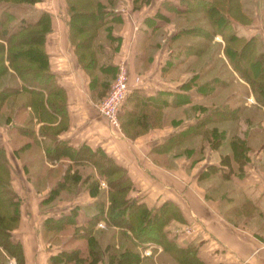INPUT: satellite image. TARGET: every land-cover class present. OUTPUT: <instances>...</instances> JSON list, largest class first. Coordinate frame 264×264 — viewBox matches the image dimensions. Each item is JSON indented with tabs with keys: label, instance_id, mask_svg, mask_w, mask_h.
<instances>
[{
	"label": "crops",
	"instance_id": "1",
	"mask_svg": "<svg viewBox=\"0 0 264 264\" xmlns=\"http://www.w3.org/2000/svg\"><path fill=\"white\" fill-rule=\"evenodd\" d=\"M45 1L47 3L41 2L44 4L40 5V9L50 13L51 25L44 38L43 47L48 55V69L54 75L57 85L65 92L67 114L65 127L56 132L53 144L61 140L72 148L86 145L92 150L98 149L112 157L117 165L126 170L132 181L133 189L129 191L128 197L143 202L150 210L158 207L163 201H169L180 215L169 220L164 226L167 238L173 239L175 244L182 248L192 241L197 246L196 257L202 263L264 264V116L259 119L241 116L234 121V124H241L239 130L224 134L217 149H212L206 142L207 145L202 147L201 153L200 146L204 145V141L197 137L196 148L199 156L196 161L192 160L191 150L189 156L184 154L176 156L173 151L161 154L154 152L156 145L175 131L184 130L188 125L195 123L196 118L188 119L175 110L186 108L191 102L196 103L203 99L202 93L194 87L188 88L186 84L190 79L188 76L191 77L197 72V67L188 70L184 63L175 68L167 64L169 52L173 50L176 42H180L178 39L172 42L170 40L181 27L185 26L176 22V15L171 12H167L168 19L161 17L158 4L141 5L130 10L124 9L125 6L129 7L130 0L117 3L118 6L122 3L127 5L125 4L123 9H115V12L121 13L112 14L113 19L107 22V33L95 40L106 53L110 52L111 46L117 45V49L111 52L110 59L115 68L111 73L108 68L110 66L105 62V58L101 57L97 73L99 79L95 78V82H92L77 64L73 47L67 39L64 0ZM110 9L112 7H106V11H111ZM193 59L195 61L197 57H190L188 62ZM119 65H124L129 74V91L122 104V110H119L120 114L131 106L130 98L134 91L141 97H154L159 92H164L168 101H171L173 95H178L177 98L181 101L177 109L172 110L168 106L164 108L168 114L162 126L150 128L135 138L126 136L119 126L110 125L96 109L97 102L107 92L112 75ZM209 73L210 76L216 74L212 68L206 75ZM135 77H139V81H135ZM15 81L20 84L17 78ZM233 95L230 92L226 97L229 98L227 100L229 106L235 104L234 98L230 100ZM25 96V100L18 106L17 121L14 118L16 107L4 114L10 116L6 125H21L26 119L31 118L32 112L28 107L20 108L27 100L26 93ZM247 103L244 111H248V106H252L264 113L263 108L256 106L255 100ZM59 120L60 118L51 125L57 124ZM33 123L37 133L42 122H35L33 119ZM218 123L220 122L215 124ZM10 126L3 128L0 126L2 141L0 146L3 147L10 164L11 184L19 197L22 189H26L28 195H32L28 189L30 182L26 178L25 169L15 154L13 156L10 152L12 149L9 145L13 139L14 143H19V147L30 138L14 130L11 133ZM233 135L243 138L248 145L245 164L239 167L233 163L227 176L219 172L223 171L221 168L214 173H207L206 167L210 164L225 170L226 166L218 164L220 154L230 153L229 139ZM43 137L38 136L41 145L44 143ZM23 138L25 141L20 143ZM225 139L227 146L222 142ZM52 140L49 142L51 145ZM37 152H42V149H37ZM22 155L27 158V154ZM68 160L67 157L59 155L53 160L44 159L43 173L52 175L58 173L60 176L66 169ZM100 184L106 186L104 181ZM81 194L83 195L67 201V207L57 215L40 213L37 209L38 202L34 203L30 197L31 209L20 211L18 224L10 231L12 239L20 243L23 264H49L51 256L63 248H73L80 239H83L86 229L84 223L91 216V203L95 197L88 191ZM73 206H77V210L72 225L68 224L65 228H60L61 230L59 228L48 230L42 227L46 217L52 216L57 219L61 215L69 214ZM103 227L104 221L99 220L92 230ZM67 228L73 229L74 240L71 238L72 231L66 234ZM111 231L118 233L119 230L115 228ZM56 234L64 239L55 240L57 242L52 244L46 243L48 236L55 238ZM151 243L152 249L161 248L160 244ZM106 254V251H102L104 259L96 264H107ZM0 264H15V260L7 256L1 248Z\"/></svg>",
	"mask_w": 264,
	"mask_h": 264
},
{
	"label": "trees",
	"instance_id": "2",
	"mask_svg": "<svg viewBox=\"0 0 264 264\" xmlns=\"http://www.w3.org/2000/svg\"><path fill=\"white\" fill-rule=\"evenodd\" d=\"M2 1L7 0H0ZM41 1L43 0H8L9 3L23 4L24 2L29 5ZM177 2L178 0H165L158 9L159 14L165 10L166 14L171 12L178 16L190 15L186 19L185 17L176 18V22L185 27H181L170 40L172 42L178 39L180 42H176L173 50L169 52L167 59L169 67L175 68L184 63L186 69L194 70V59L189 62L188 59L203 55L212 37L220 34L224 42L222 51L225 61L233 76L235 74L249 86L256 106L264 109V47L255 37L238 36L231 28L232 21H237L240 17V21L249 22L247 16L243 15L239 9V0H181L182 5H178ZM64 4L68 27L67 39L73 47L77 64L87 73L92 82L99 79L97 73L101 57L105 58L112 73L115 67L110 60L111 52L117 49V45L111 46L110 52L106 53L95 42L99 36L107 33V22L114 17L112 9L106 11L110 0H64ZM33 15L35 18L17 19L10 11L0 8V54L6 51L8 56L18 61L16 64L10 63V66L0 63V76L5 72L11 76V79L17 78L20 81V84L6 85L0 89V103L9 99L4 101L5 97L17 95L23 91L27 94V100L20 108L28 107L32 112L31 118L26 119L21 125L12 127V130L26 134L30 138L14 150L18 156L30 153L26 159L22 157L24 159L22 166L26 170L30 167L36 168V175L43 173L41 171L45 168L44 159L53 160L58 155L69 159L66 169L52 184L42 204L50 203L56 198L63 199L56 196L61 192L71 191L77 184L79 187L83 186V189L95 197L91 203V216L84 223L86 229L83 239H80L73 248H63L51 256L49 264H96L104 259L102 251L107 252L105 257L107 264H141L143 257L140 251L148 244H152L151 242L162 245L164 252L179 264H204L196 257L195 245L190 244L182 248L178 247L173 239L167 238L164 226L169 220L178 218L180 215L169 201H163L158 207L150 210L143 202L128 197L129 191L133 189L132 181L126 170L117 165L112 157L98 149L92 150L86 145L72 148L61 140L53 144L56 132L65 127L67 117L65 92L57 85L54 75L48 69V55L43 47L44 38L50 31L51 15L46 11ZM83 20L87 23H82ZM99 50L100 53H98ZM210 59L211 57L199 65L197 72L191 75L186 84L188 88L194 87L211 102L217 91L225 89L228 82L217 74L202 80V77L212 68ZM241 63H245V66H241ZM164 68L167 69V66ZM115 73L116 71L112 79ZM177 96L173 95L171 101H168L164 92H159L154 97H141L137 91H134L130 98L131 106L122 114L118 112L119 128L126 136L135 138L150 128L162 126L168 114L165 113L164 108L168 106L173 110L180 106L181 101ZM187 99L190 103L189 95ZM227 104L224 100L218 105L210 103L201 117H195V123L184 130L175 131L156 145L154 152L168 153L193 137H199L202 141L208 140L211 148L217 149L221 142L220 138L225 132L218 131L214 123L236 122L244 108L237 105L229 109ZM196 108V105L191 103L186 108L180 109L184 114L181 112L179 114L187 117V111L191 113L187 118L193 117ZM200 108L198 106V109ZM17 113H19V107L14 116ZM58 118H60L59 122L51 125ZM9 119V115H4L5 121ZM33 119L35 122H42L37 133L34 130ZM38 136L46 137H43L42 145ZM51 140L52 145L49 144ZM229 146L230 153L220 154L218 163L220 166H226L225 170L210 164L206 167L207 173H214L221 168L223 171L219 172L227 176L233 163L239 167L245 164L247 161L245 152L248 145L244 139L233 135L229 139ZM37 149H42V152L38 153ZM11 173L5 151L0 146V248L7 256L15 260V264H23L20 243L14 241L10 233L17 226L20 217V197L12 187ZM100 179L106 184L101 191L98 189ZM76 210L77 206H73L69 214L61 215L57 219L51 216L46 217L42 227L50 230L72 225ZM99 220L104 221V227L92 230ZM115 228L119 230L118 233L111 231ZM152 228L156 229L155 235L150 234ZM71 238L73 240L75 238L73 231Z\"/></svg>",
	"mask_w": 264,
	"mask_h": 264
},
{
	"label": "rangeland",
	"instance_id": "3",
	"mask_svg": "<svg viewBox=\"0 0 264 264\" xmlns=\"http://www.w3.org/2000/svg\"><path fill=\"white\" fill-rule=\"evenodd\" d=\"M43 1L46 2L45 0H43ZM43 1H41V2H43ZM121 1L126 2L127 0H110V4L108 5V7H112L113 14L117 13L115 15H119L121 13V11L115 12L116 11L115 9H123L125 4L127 5V3H125V4L122 3L120 6H118L117 3L121 2ZM130 1H131V3L129 4V7L127 8V6H125L126 8H124V9L132 10V8H135V7H138L141 5L147 6L150 4H153V5L158 4L157 6L159 7L163 4L162 2L165 0H130ZM174 1H176V0H174ZM41 2L29 5V4H26L24 2H22L23 4L9 3L7 0V1L0 2V8H5L6 10L10 11L11 13L14 14L15 17H17V19H27L29 17L35 18L33 14L40 12L41 11L40 5L44 4ZM177 3H178V5H182L181 0H178ZM239 9L243 15L247 16V19H249V22L246 23V22L240 21L241 17L237 21L233 20L231 23L232 30L238 36H243L245 38L255 37L257 39V41L264 47V0H239ZM236 13H237V10H236ZM188 16L190 17V15H187V16L176 15V18H178V17L184 18L185 17V19H186V17H188ZM161 17L168 19V16H167L165 10H164V12H162ZM82 23H87V22H85V20H83ZM198 23H199V21H198ZM223 45H224V42H223V39L220 36V34L214 35L212 37V41L210 42L207 51L203 55H201L200 57H197V59L194 61L195 67L198 68L202 62L204 63L207 59H209L211 57L210 63L212 62L213 73L214 74L216 73L220 77L225 78L226 82H228L226 88L218 90L217 94L212 98L214 105L220 104L223 100L227 101L229 98H226V97L231 92L234 95L232 97H230V100L232 101L234 98L235 104L229 106V109H232L233 107H235L237 105H241L244 108H246V106L248 105L247 101L252 102V101H249L250 97H252V99L255 100L254 96L252 95L251 91L249 90V86L247 84H245V82L243 80H241L235 74L233 76V73L231 72L229 65L225 61V57H224V54L222 51ZM8 55L9 54L6 51L4 53L0 54V63H2L3 65H6V66H10V63L16 64L18 62L16 58H11V56H8ZM241 66L244 67L245 63H241ZM182 67H184V66H182ZM0 69H1V67H0ZM208 77H210V73H209V75L205 74L202 77V80L207 79ZM189 78L190 77L188 76V79ZM15 84H16L15 79H11V76L8 74H5V72H4V75L0 76V89L3 86L15 85ZM25 97H26L25 93H18L17 95H11V96L5 97L3 99L4 101L7 100L8 98L9 99L5 102L2 101L0 103V126L2 128L10 126V125H6L7 121L4 120V114L6 112H10L11 110H14L15 107L18 108L19 103H21V101H24ZM207 99L208 98H205L203 95L202 101L194 103L197 108H196V110H194L193 117H189L188 119L199 117V116L203 115V112H205V110L208 109V106L211 103L210 100H207ZM191 103H193V102H191ZM223 103L226 104V102H223ZM198 106H200L201 108L198 109ZM227 106H228V104H227ZM244 108L242 109V112H241L242 117L243 116H246V117L250 116L251 119H259L260 117L264 116V113L255 107L248 106V109H249L248 111L247 110L244 111ZM175 111L181 112L182 114H184L182 112L183 110H175ZM176 112H172V113H176ZM186 114L188 117L189 114H191V113H189V112L187 113V111H186ZM14 118H15V121H17L18 120V114ZM14 125H16V124H12L10 126L11 127V129H10L11 133H13L12 127ZM215 125H217L218 131L225 132V135H226V133H232L233 131H235V129H236V131H238L239 130L238 127H241L240 123L234 124V121H222V122L215 124ZM6 130H7V133H9L8 128ZM23 139L24 140H22L20 143L25 141V138H23ZM197 141H198L197 137L190 138L189 140H186L184 143H182L179 147L175 148L173 150V153H175L176 156H179V154H181V155L184 154V155L189 156L191 151H193L192 160L195 159L194 161H196L198 159V156H199L198 148H196ZM206 142L210 143L208 140L204 141V145L200 146V152L201 153H202V147H205L207 145ZM222 142H224V145L227 146V140L226 139ZM0 143H2L1 140H0ZM9 145L12 149V151H10V152H12L13 156L15 154L17 159H19L20 163L22 164V161H24V159H22V157L23 158H25V157L23 155L18 156V154L14 150V149L18 148L19 143L18 142L14 143L13 139H11ZM189 150H191V151H189ZM26 157H28V154ZM35 169L36 168H34V167L33 168L30 167L28 170L25 169L26 170V172H25L26 178L30 182V186L28 187V189L30 190L32 195H28V192L26 189L21 190V196H20V200H19V212L22 210L28 211L31 209V207H32V205L30 204V197H31L34 203L38 202L37 203V209H38V211H40V213L46 214V215H49V214L50 215H57L58 213H62V211L65 209V207H67V205H68L67 201H70L71 199L75 198L76 196L83 195V194H81L82 192H86V190L83 189V186L79 187V184H77V186L74 187L71 191L63 192V193L61 192L60 194H58L56 196V197H63V199L55 197L56 199H54L50 203H43L42 204L44 196L47 197L49 189L51 188L52 184L60 176L58 173H55L54 175H52L51 173H47V172L41 173L42 175L39 176V175H36L37 172ZM29 171H34L36 173H32ZM43 171L44 170L42 168L41 172H43ZM27 172L31 173V174H28ZM39 179H42V180H39ZM102 181H103L102 179L99 180V182H102ZM101 184L99 186L100 188H98L100 191H101V189H104V186H102ZM101 195H103V194H101ZM155 230H156L155 228L150 229V234L155 235L156 234ZM71 231H73L72 228L71 229L67 228L66 234H68ZM62 233H63V231L61 232V234ZM56 235H54L55 238H52L51 236L47 235L48 237L46 238L47 239L46 243L52 244V242H55V243L57 242L55 240L60 241V239H62V240L64 239L63 237H59L58 234H56ZM190 244L194 245V243L191 241V243L187 244L186 246H188ZM160 247L161 248L152 249L151 245L148 244L145 249H142L140 251L141 257H143L141 264H157V263L158 264H179L170 255H168L166 252H164V250L162 249V245H160ZM196 248H197V246H196ZM146 251H148V254H145Z\"/></svg>",
	"mask_w": 264,
	"mask_h": 264
},
{
	"label": "built area",
	"instance_id": "4",
	"mask_svg": "<svg viewBox=\"0 0 264 264\" xmlns=\"http://www.w3.org/2000/svg\"><path fill=\"white\" fill-rule=\"evenodd\" d=\"M129 74L124 65H119L107 92L99 99L96 109L110 125L118 126V112L120 105L129 91ZM139 81V77L134 78ZM249 101H253L252 97ZM148 254V251L145 252Z\"/></svg>",
	"mask_w": 264,
	"mask_h": 264
}]
</instances>
